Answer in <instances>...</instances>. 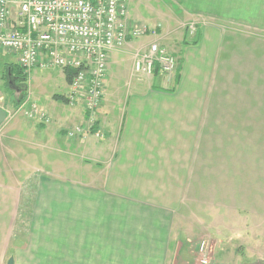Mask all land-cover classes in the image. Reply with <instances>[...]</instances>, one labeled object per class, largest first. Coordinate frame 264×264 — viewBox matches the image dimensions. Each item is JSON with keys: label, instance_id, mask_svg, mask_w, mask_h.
Listing matches in <instances>:
<instances>
[{"label": "rangeland", "instance_id": "obj_1", "mask_svg": "<svg viewBox=\"0 0 264 264\" xmlns=\"http://www.w3.org/2000/svg\"><path fill=\"white\" fill-rule=\"evenodd\" d=\"M184 1L191 9L184 3L181 5ZM126 3L130 14L132 11L141 14L135 17L150 32L119 49L124 53H117L115 59L121 68L131 66L134 53L146 50L153 42L169 52L175 50L172 53L177 59L181 60L183 54L194 59L202 31L207 33L200 43L207 49L209 66L196 60L181 73L184 85L188 84L198 97L191 103L192 121L183 135L189 142V157H60L61 153L56 157L57 146L49 143L47 162L42 161L43 157H33L34 169H26L24 175L18 170L17 185L22 191L18 219L52 216L51 210L40 208V204L49 203L51 207L64 202L67 222L80 217L83 233L100 212L101 203L124 200L158 203L157 192L161 197L173 196L176 201L170 210L160 206L155 210L171 224L166 264H202L203 258L205 264H264L260 263L264 260V0H126ZM186 49H191V54ZM1 54L2 58L15 60L9 53ZM1 63L0 106L13 111L23 106L18 119L26 118L24 110L33 103L44 107L52 101L53 105L68 107L47 97L49 90L59 94L67 88L59 69L35 67L23 81L15 68L13 75L8 76L4 60ZM169 77L165 76V85L173 83ZM113 80H107L106 90L110 82L111 89L124 93L132 91L135 85L120 75ZM28 95L30 100L24 105ZM56 111L61 114L60 110ZM50 116L49 122L53 117ZM56 120L53 118L54 123H58ZM13 134L22 136L24 132L8 133ZM9 144L19 150L18 157L12 159L16 166H21L22 161L26 163V157H21L23 143L9 141ZM31 147L40 155L37 145ZM57 159L63 160L62 166L57 165ZM123 159L130 165L127 172L130 180L142 179L141 188L146 181L151 183L153 196L140 190L137 196L129 194L130 198H120L97 190L120 186L117 168ZM138 163L145 165L143 172L137 170ZM14 166L11 164L9 168ZM169 171L170 177H158ZM72 203L78 207L73 209ZM146 210L127 208L130 226L140 221L139 214ZM19 220L14 229L20 237L19 246L25 248L30 231L25 232L24 226L19 225L24 222ZM63 235L71 239L70 226L64 227Z\"/></svg>", "mask_w": 264, "mask_h": 264}, {"label": "crops", "instance_id": "obj_2", "mask_svg": "<svg viewBox=\"0 0 264 264\" xmlns=\"http://www.w3.org/2000/svg\"><path fill=\"white\" fill-rule=\"evenodd\" d=\"M183 3L188 9H191L185 1L181 2V5ZM138 15L141 16V14ZM138 15L133 11L132 14H129L132 21L141 22V19L135 17ZM157 31L159 30L157 29ZM160 33L161 31H159ZM202 33L200 41L207 37L204 30ZM200 41L198 49L196 48L197 56L195 55L194 59L185 56V54L181 60L177 59L173 73L177 69H179V73L176 72L174 76H171L172 73L167 75L170 76L169 82H173L171 85H165L164 75L157 73L151 76L136 74L132 67L133 61L131 66L121 68L120 62L115 57L117 53L121 54L124 51L119 52V49L112 51L108 59L109 69L106 79L113 80L117 75H120L127 80L131 79L132 84L135 85L132 91L124 93L118 89L117 91L111 89L110 82L107 90L105 88L103 103L95 113L96 123L89 130H87L86 114L80 108L81 106L70 105L64 98L65 92L69 90L68 77L65 73L61 74L64 78V87L66 88L67 85L66 90L59 94L55 90H49L47 97L51 100L57 99L64 102L68 106L67 108L57 103L53 105L52 101H48V105H44V107L33 103L53 116L51 122L43 124L35 119L33 121L28 118L21 120L17 117H19L18 112L22 108L15 111L7 110L6 122L0 125V157H5L4 161L0 158V264H9V261L10 264H166L171 224L168 218L164 221L161 215L158 216L155 213V210L158 206L170 210L176 201L173 196L163 195L161 197L159 193L152 191L151 183H147V181L143 188L140 186L142 179L131 181L128 177L130 175L127 174L130 165L124 163L127 160H121L117 168L120 169V186L109 185L104 188V191L98 188L97 190L102 194H114L120 198H130L129 194L137 196L140 190H144L143 192L147 196H153L155 193V197H157L158 194V203L143 202L142 200L101 203L103 206L100 208V212L94 216L93 223L89 224L83 233H81L80 217H73L67 222L68 218L64 217L66 208L64 202H56L51 207H49V203L40 204V208L51 210L52 216L27 217L23 221L19 220L18 210L22 191L18 188L17 176H20L18 170L24 175L26 169H34L32 164H35V160L33 157H43L42 161L47 162L49 143L57 146L56 157H59L60 153V157H189L187 156L189 142L183 135L192 121V117L189 116L193 115L191 103L198 97L195 96L197 92L190 90L188 84L184 85L181 73L192 67L196 60L202 62L204 66L208 65L206 61L208 52ZM130 43L129 41L127 44ZM186 50H190L188 54H191V49ZM170 51L175 50L170 49ZM176 55L179 56L178 53ZM2 60H4L3 67L7 69V72L13 71V68L19 70L16 59L1 57L0 66ZM28 74L29 72L27 77ZM134 78L136 79L135 83ZM174 87H178V89L176 90ZM29 100L30 95L26 96L24 105ZM171 103L175 104L171 105ZM56 109L60 110V115ZM50 114H48L49 119L51 118ZM53 118H57L58 123H54ZM76 125L83 126V133L71 138L66 136V129ZM98 129L100 134L96 135L95 132ZM10 130H22L24 134L22 136L8 135ZM90 135L98 137L92 138ZM9 141L23 143L20 146L23 148L21 157H26L27 162L22 161L19 167L16 166L15 160H12L18 157L19 150L12 147ZM32 145L39 147L40 155L36 154V149H33ZM59 163L62 166L63 160L57 159V165ZM11 164L15 166L9 168ZM40 168L42 169V167ZM135 169L132 165L131 170ZM145 169L143 163H138V171L143 172ZM169 174L170 171L167 175L158 177H170ZM127 182L132 184L127 185ZM36 205L37 203L34 204V206ZM73 206V209L78 207L77 203H74ZM131 207L147 210L145 213L139 214L140 221L130 226L127 222V208ZM53 209L56 210L55 213L52 211ZM116 210L122 212L117 213ZM54 215L56 216L54 217ZM77 215L79 216V212ZM18 220L24 222L19 225L24 226L25 232L30 231V234L25 238V248L19 246L20 237L14 229ZM65 226L71 227V239L64 238ZM59 234H62L60 235L62 237H59ZM69 252L70 254H67Z\"/></svg>", "mask_w": 264, "mask_h": 264}, {"label": "built area", "instance_id": "obj_3", "mask_svg": "<svg viewBox=\"0 0 264 264\" xmlns=\"http://www.w3.org/2000/svg\"><path fill=\"white\" fill-rule=\"evenodd\" d=\"M149 30L130 19L126 0H0V54L14 56L24 73L37 67L68 74L65 99L70 105L81 104L87 130L95 125V113L104 100L110 53ZM176 64L172 52L153 42L134 53L132 67L140 75L167 76ZM24 115L43 124L50 121L35 104ZM83 131L76 125L66 129V136ZM206 262L203 258L201 263Z\"/></svg>", "mask_w": 264, "mask_h": 264}, {"label": "water", "instance_id": "obj_4", "mask_svg": "<svg viewBox=\"0 0 264 264\" xmlns=\"http://www.w3.org/2000/svg\"><path fill=\"white\" fill-rule=\"evenodd\" d=\"M7 75H11V71H8L7 72ZM7 110L0 107V125H2L4 123V121L6 120L7 118ZM260 263H264V260L260 261ZM9 264H10V261H9Z\"/></svg>", "mask_w": 264, "mask_h": 264}, {"label": "trees", "instance_id": "obj_5", "mask_svg": "<svg viewBox=\"0 0 264 264\" xmlns=\"http://www.w3.org/2000/svg\"><path fill=\"white\" fill-rule=\"evenodd\" d=\"M10 67H11V66H10ZM11 68H12V67H11ZM17 68L19 69V70H17V71L20 73V75L22 76V78H21L20 76H18V77L21 78V80L24 81V79H26L25 77H27V73H23V71L21 70L20 67L17 66ZM177 70H178V69H177ZM178 73H179V72H178ZM11 75H13V74H12V71H11ZM14 76H16V75H14ZM66 76H68V74H67Z\"/></svg>", "mask_w": 264, "mask_h": 264}, {"label": "flooded vegetation", "instance_id": "obj_6", "mask_svg": "<svg viewBox=\"0 0 264 264\" xmlns=\"http://www.w3.org/2000/svg\"><path fill=\"white\" fill-rule=\"evenodd\" d=\"M15 77H17V76H15ZM20 83V82H19Z\"/></svg>", "mask_w": 264, "mask_h": 264}]
</instances>
